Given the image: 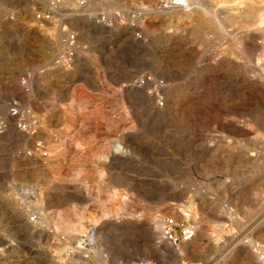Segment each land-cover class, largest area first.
I'll list each match as a JSON object with an SVG mask.
<instances>
[{
	"label": "rangeland",
	"instance_id": "obj_1",
	"mask_svg": "<svg viewBox=\"0 0 264 264\" xmlns=\"http://www.w3.org/2000/svg\"><path fill=\"white\" fill-rule=\"evenodd\" d=\"M43 8L0 0V121L10 101L39 119L34 137L0 134V264H262L264 0H189L151 14L142 40L77 17L71 70ZM36 142L48 158L27 155ZM172 215L198 225L199 251L158 248Z\"/></svg>",
	"mask_w": 264,
	"mask_h": 264
},
{
	"label": "built area",
	"instance_id": "obj_2",
	"mask_svg": "<svg viewBox=\"0 0 264 264\" xmlns=\"http://www.w3.org/2000/svg\"><path fill=\"white\" fill-rule=\"evenodd\" d=\"M70 1V5H66ZM118 2L125 5V0H44V8L37 11L35 16L39 23H58L62 28L65 38L62 40V53L55 64L66 70H71L82 50L79 43L78 32L71 31V22L79 17L90 23L110 27L118 23H126L132 30L136 40L143 39L141 32L145 20L153 13H165L177 9H185L189 0H157L154 5L138 4L129 10L121 9L116 13H110L102 7V4ZM264 53V45H263ZM147 79V78H145ZM21 90L24 95H29L31 88L26 80L21 82ZM14 129L20 134L34 137L38 134L39 119L31 106L18 101H10L7 104V118L0 121V134L8 129ZM40 155L42 159L48 158V152L42 142H36L33 149L27 155ZM36 218V217H35ZM35 220V219H34ZM198 232V225L172 215L163 220L161 237L163 242L176 250L184 244L191 243ZM138 264H152L151 262H139Z\"/></svg>",
	"mask_w": 264,
	"mask_h": 264
},
{
	"label": "bare ground",
	"instance_id": "obj_3",
	"mask_svg": "<svg viewBox=\"0 0 264 264\" xmlns=\"http://www.w3.org/2000/svg\"><path fill=\"white\" fill-rule=\"evenodd\" d=\"M187 9H189V4H188V6H187V8H185V9H177V10H173V11H169V12H165L167 15L168 14H171V13H173V12H175V11H182V10H187ZM164 14V13H163ZM252 16V15H251ZM253 28H255V27H253ZM252 28V29H253ZM259 30V32H262V33H260L259 34V36H260V38H264V31H263V27H261L260 25H258L257 27H256V30ZM171 33V32H170ZM173 33V32H172ZM170 35V34H169ZM159 36V35H158ZM173 36V35H172ZM166 37V36H165ZM164 39V38H163ZM257 39H259V37L258 36H254V38H253V50L254 51H257L258 50V46H257V44H255V40H257ZM161 40V39H160ZM168 40V39H167ZM163 41V40H162ZM245 43V42H244ZM249 45V44H248ZM246 49V48H245ZM248 51V50H247ZM184 53V52H183ZM264 54V53H263ZM263 59H264V57H263ZM163 62V61H162ZM264 62V61H263ZM259 64H260V67L262 68V70L264 69V64H261V59H259V62H258ZM171 99V98H170ZM168 102H170V101H168ZM176 102V101H175ZM176 104V103H175ZM174 104V105H175ZM157 110V109H156ZM166 110V109H165ZM180 110V109H179ZM158 114H160L161 113V111L160 110H157L156 111ZM173 112V110H172V107L170 106L168 109H167V114H171ZM166 114V115H167ZM177 114V113H176ZM158 116V115H157ZM163 116V115H162ZM212 151V150H211ZM217 156V155H216ZM234 197H235V195H234ZM201 203V202H200ZM206 204V203H205ZM205 204H204V206H205ZM209 205V204H208ZM207 207H205V209H206ZM212 211V210H211ZM190 211H188L187 209L184 211V213H183V218H185V219H188V218H190L191 217V214L189 213ZM44 223V222H43ZM26 224V223H25ZM159 229V232H158V234H160V229L161 228H158ZM199 231H201V230H199L198 229V232H197V235H196V238H195V240L194 241H192V243L190 244V243H188V244H184V245H182L183 246V250L182 249H180L181 250V252L182 253H188V251H186V250H188V248H193L194 249V251H199L198 249L200 248V247H202L203 245H204V242H203V237L201 236V235H199ZM204 232V231H203ZM205 234H207L206 232H205ZM220 238V237H219ZM219 238L218 237H214V240L217 242L218 240H219ZM217 244V243H216ZM157 245H158V248L159 249H165V250H170L169 248H167L166 246V244L163 242V240H161V238H158L157 239ZM156 245V246H157ZM181 246V247H182ZM171 248V247H170ZM249 251V250H248ZM176 258V257H175ZM250 258V257H249ZM253 259V258H252ZM254 260V259H253ZM260 260H261V262H262V264H264V253H262V251H261V253H260ZM248 264V263H247ZM253 264V263H252Z\"/></svg>",
	"mask_w": 264,
	"mask_h": 264
}]
</instances>
